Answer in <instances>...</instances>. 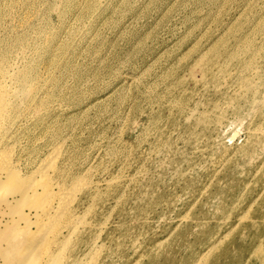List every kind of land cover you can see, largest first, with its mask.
<instances>
[{
  "label": "rangeland",
  "instance_id": "374dc122",
  "mask_svg": "<svg viewBox=\"0 0 264 264\" xmlns=\"http://www.w3.org/2000/svg\"><path fill=\"white\" fill-rule=\"evenodd\" d=\"M0 47L92 169L81 264H264V0H0Z\"/></svg>",
  "mask_w": 264,
  "mask_h": 264
},
{
  "label": "bare ground",
  "instance_id": "6f19581e",
  "mask_svg": "<svg viewBox=\"0 0 264 264\" xmlns=\"http://www.w3.org/2000/svg\"><path fill=\"white\" fill-rule=\"evenodd\" d=\"M3 53L0 47V201L14 215L8 217L12 223L1 234L6 245L0 250L5 259L0 264H60L63 257L67 264H81L99 237L98 228L105 227V220L91 230L85 221H73L81 207L85 208V218L97 219L98 191L85 175L92 169L84 166L86 173L81 174L83 161L67 148L66 120L56 118L60 109L48 107L46 100L39 103L28 97L27 72ZM26 134L32 137L27 138L17 156L15 146L5 139L16 142ZM45 147L48 149L42 153ZM57 182L64 186L56 188ZM41 215L43 218L38 219ZM43 221H51L49 232L39 226ZM32 222L38 225L36 230L30 229Z\"/></svg>",
  "mask_w": 264,
  "mask_h": 264
}]
</instances>
